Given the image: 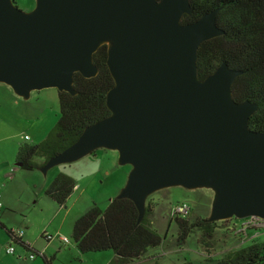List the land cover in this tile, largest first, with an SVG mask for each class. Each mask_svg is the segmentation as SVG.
Listing matches in <instances>:
<instances>
[{"label": "water", "instance_id": "water-1", "mask_svg": "<svg viewBox=\"0 0 264 264\" xmlns=\"http://www.w3.org/2000/svg\"><path fill=\"white\" fill-rule=\"evenodd\" d=\"M218 10L181 23L189 0H34L28 11L0 0V82L15 95L45 87L75 95L73 74H97L101 45L113 80L109 113L37 169L106 148L130 165L115 198L134 204L136 223L151 193L177 185L212 191L206 222L264 219V132L247 125L257 105L231 94L242 71L221 62L197 76L198 46L224 33Z\"/></svg>", "mask_w": 264, "mask_h": 264}, {"label": "rangeland", "instance_id": "rangeland-1", "mask_svg": "<svg viewBox=\"0 0 264 264\" xmlns=\"http://www.w3.org/2000/svg\"><path fill=\"white\" fill-rule=\"evenodd\" d=\"M14 4L28 11L33 7L34 0H14ZM57 92L53 87H45L32 90L29 97L23 99L0 82V218H3L1 222L5 227L21 230L24 239L37 253L30 261L29 252H25L27 255L24 259L22 248L11 242L0 228V264H43L40 255L51 257L49 264H101V256L97 255H113L112 250L79 254L70 233L77 216L92 204L104 209L123 186L130 165L118 164L115 150L97 148L77 160L52 166L45 173L38 169H21L16 165L15 155L19 145L42 141L56 123L59 117ZM24 136H28L29 140ZM33 160L37 162L40 158ZM18 173H35L37 184L26 181ZM58 173L70 176L75 183L62 205L44 194V189ZM120 183L122 185L118 187ZM146 199L154 204L148 218L162 237L159 246L147 250V253L158 254L155 255V264H179L184 260L190 264H206V255L216 260L222 257L224 250L246 246L251 238L264 241V226L258 227L253 237H244L233 234L232 228L233 224L236 227L240 225L243 219L231 218L217 221L210 240L202 242L201 232L193 229L184 243L177 245V226L171 218L172 206L186 203L189 210L185 217L189 221L206 218L212 191L204 187L168 186L154 191ZM59 236H65L69 241L64 244ZM7 246L14 247L13 254L5 251ZM18 254L21 256L18 257Z\"/></svg>", "mask_w": 264, "mask_h": 264}, {"label": "trees", "instance_id": "trees-1", "mask_svg": "<svg viewBox=\"0 0 264 264\" xmlns=\"http://www.w3.org/2000/svg\"><path fill=\"white\" fill-rule=\"evenodd\" d=\"M189 5L191 13L182 15L181 23L193 22L202 14L219 8L215 24L224 31L223 35L203 41L198 46V78L203 79L211 74L221 62H225L228 68L241 70L242 73L235 77L231 85L232 98L236 102L248 100L257 105L247 125L251 130L264 132V0H189ZM105 58V45H101L92 54L97 74L84 78L74 73L73 88L76 94L57 92L59 117L42 141L19 145L15 159L20 168H38L49 157L74 142L84 126L109 113L104 96L113 80L105 65ZM35 157L40 160L35 162ZM74 186L70 176L58 173L44 189V194L62 205ZM153 206L146 199L143 217L136 223L137 211L128 199L113 197L104 209L92 204L74 219L71 240L80 253L112 250L113 257L107 264H132L141 259L149 248L157 247L161 242L162 237L148 218ZM172 220L177 226V245L183 244L193 229L201 232L202 242L210 240L217 224L206 222L205 218L189 221L186 217H172ZM0 228L9 240L26 251L36 252L21 237H15L13 229L1 222ZM40 256L43 264L50 263L51 257ZM205 260L206 264H264V241L251 239L246 246L224 251L219 259L214 260L206 255ZM179 264L190 262L184 260Z\"/></svg>", "mask_w": 264, "mask_h": 264}, {"label": "built area", "instance_id": "built-area-1", "mask_svg": "<svg viewBox=\"0 0 264 264\" xmlns=\"http://www.w3.org/2000/svg\"><path fill=\"white\" fill-rule=\"evenodd\" d=\"M24 139H27V136H24ZM0 206H1V203H0ZM188 210H189V206L186 203H183V202L182 203H177V204L172 206L171 215L172 216L183 217V216L186 215ZM260 226H264V219L258 218V217H255V216H249V217L244 218L242 220V222L238 226L237 232L244 231L247 228L256 229V228H258ZM12 232L15 235V237H21V235H22V231L21 230H19V231L12 230ZM59 240L62 243H64V244L68 242V239L65 236H59ZM5 251L7 253H11L12 254L13 251H14V247L13 246H7L5 248ZM35 255H36V253L30 252L28 254V257L30 259H32V258H34Z\"/></svg>", "mask_w": 264, "mask_h": 264}, {"label": "crops", "instance_id": "crops-1", "mask_svg": "<svg viewBox=\"0 0 264 264\" xmlns=\"http://www.w3.org/2000/svg\"><path fill=\"white\" fill-rule=\"evenodd\" d=\"M28 137V136H27ZM26 140H29V137L26 139ZM20 169V168H19ZM22 169V168H21ZM37 169V168H36ZM36 169H32V170H36ZM26 170V169H25ZM15 172H19V171H16L15 170ZM18 174H21V173H18ZM21 176L26 180V181H31V182H33V183H35V184H37V180H38V177H37V175H35V173H29V175H23V174H21ZM122 185V183H120V185L118 186V187H120ZM2 205V204H1ZM0 208H1V206H0ZM2 215H3V213H2ZM1 219H3V218H0V222H1ZM2 223V222H1ZM3 224V223H2ZM4 225V224H3ZM5 226V225H4ZM256 230H253V228L252 229H246V231H245V233L243 234V235H245V234H247V237H253L255 234H256ZM23 234V233H22ZM21 239L24 241V242H26L28 245H29V242L26 240V239H24V234H23V236H21ZM19 245V244H18ZM21 248H22V255H23V258L25 259L26 258V255L27 254H25V252H28V250L26 251L21 245H19ZM30 246V245H29ZM75 247V246H74ZM76 249V248H75ZM77 250V249H76ZM226 250H228V249H226ZM104 251H106V250H104ZM104 251H99V252H104ZM225 251V250H224ZM223 251V252H224ZM14 252V251H13ZM77 252H78V250H77ZM222 252V253H223ZM79 254H83V253H80L79 252ZM155 255H158L156 252H152V253H147V251H146V253L144 254V256L141 258V259H139V260H137V261H135V262H133L132 264H136V262H139L140 264H155L154 263V259H156V257H155ZM21 255H19L18 254V257H20ZM97 256H101V257H99V258H101L102 259V262H101V264H107V262L113 257V255L111 254V253H104V254H101V255H97ZM30 261H32V259L30 260ZM42 261V260H41ZM143 262V263H142ZM43 263V262H42ZM28 264H33V263H28Z\"/></svg>", "mask_w": 264, "mask_h": 264}, {"label": "clouds", "instance_id": "clouds-1", "mask_svg": "<svg viewBox=\"0 0 264 264\" xmlns=\"http://www.w3.org/2000/svg\"><path fill=\"white\" fill-rule=\"evenodd\" d=\"M92 152H93V151H92ZM92 152H91V153H92ZM172 217H180V216H172V215H171V218H172ZM183 217H185V216H183ZM247 217H249V216H247ZM247 217H245V218H247ZM255 217H256V216H255ZM258 218H259V217H258ZM230 219H231V218H230ZM230 219H226V220H230ZM242 219H244V218H242ZM216 222H217V221H216ZM238 226H239V225H238ZM238 226L236 227V226L233 224V226H232V228H233V234L242 235V236H244V237L247 236V234L243 235V234L245 233L246 229H245L244 231L237 232ZM247 229H252V228H247ZM256 229H257V228H256ZM256 229L253 228V230H256ZM251 239H253V238H251ZM251 239H250V240H251ZM11 242H12V241H11ZM225 251H226V250H225ZM28 252L30 253V252H32V251H28ZM34 253H36V252H34ZM12 254H13V253H12ZM36 254H37V253H36ZM222 254H223V253H222Z\"/></svg>", "mask_w": 264, "mask_h": 264}]
</instances>
